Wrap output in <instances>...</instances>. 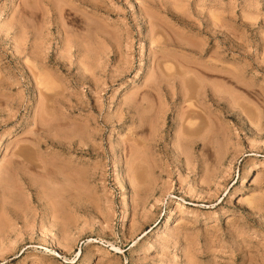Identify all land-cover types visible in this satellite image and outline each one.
<instances>
[{
    "label": "rangeland",
    "instance_id": "obj_1",
    "mask_svg": "<svg viewBox=\"0 0 264 264\" xmlns=\"http://www.w3.org/2000/svg\"><path fill=\"white\" fill-rule=\"evenodd\" d=\"M0 264H264V0H0Z\"/></svg>",
    "mask_w": 264,
    "mask_h": 264
},
{
    "label": "bare ground",
    "instance_id": "obj_2",
    "mask_svg": "<svg viewBox=\"0 0 264 264\" xmlns=\"http://www.w3.org/2000/svg\"><path fill=\"white\" fill-rule=\"evenodd\" d=\"M192 86H193V84L191 83V81L188 80V81L186 82V87H187V89H189V91H190L191 89L193 90V87H192ZM189 114H190V113H189ZM187 131H188V129H186V132H187ZM188 132H190V131H188ZM188 132H187V133H188ZM196 132H197V131H196ZM191 133H192V132H191ZM198 133H199V132H198ZM146 160H147V159H146ZM181 210H182V209H181Z\"/></svg>",
    "mask_w": 264,
    "mask_h": 264
}]
</instances>
